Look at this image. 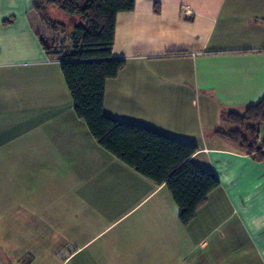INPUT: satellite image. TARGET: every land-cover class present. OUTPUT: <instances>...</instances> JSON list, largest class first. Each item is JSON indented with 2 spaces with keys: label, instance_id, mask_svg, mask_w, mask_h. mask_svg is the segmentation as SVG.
Wrapping results in <instances>:
<instances>
[{
  "label": "crops",
  "instance_id": "1",
  "mask_svg": "<svg viewBox=\"0 0 264 264\" xmlns=\"http://www.w3.org/2000/svg\"><path fill=\"white\" fill-rule=\"evenodd\" d=\"M34 5L0 0V264H264V163L217 134L264 97V0H137L117 16L126 66L105 114L196 145L220 180L188 225L77 116Z\"/></svg>",
  "mask_w": 264,
  "mask_h": 264
},
{
  "label": "trees",
  "instance_id": "2",
  "mask_svg": "<svg viewBox=\"0 0 264 264\" xmlns=\"http://www.w3.org/2000/svg\"><path fill=\"white\" fill-rule=\"evenodd\" d=\"M137 0H35L36 22L51 34L37 30L47 55L61 62V70L73 98L77 116L83 119L98 144L120 161L157 185H165L180 210V220L190 224L211 193L220 186L217 175L199 167L192 158L198 147L143 126L122 122L105 114L107 82L116 79L126 60L112 57L117 16L135 10ZM80 19L72 32V44L62 49L59 37L67 28L49 16V9ZM155 10L159 11L156 4ZM35 21V20H34ZM225 121L237 128L217 134L242 152L264 163V97L243 113L230 112Z\"/></svg>",
  "mask_w": 264,
  "mask_h": 264
},
{
  "label": "rangeland",
  "instance_id": "3",
  "mask_svg": "<svg viewBox=\"0 0 264 264\" xmlns=\"http://www.w3.org/2000/svg\"><path fill=\"white\" fill-rule=\"evenodd\" d=\"M50 15L52 18H54L55 20H60L61 22L65 23L67 25V33L68 35L73 31V26L80 22L79 18H75L74 20H70L71 16H68L67 14H64L63 12H61L60 10H58L57 8H51L50 9ZM37 26L39 27L40 25L37 23ZM39 29H41V32L44 34V36L46 38H50L51 34H48L47 32H45V28L43 27H39ZM59 42H60V47L62 49H69L71 44H72V39H65V36H63L61 34V36L59 37ZM120 107H116V110H118V112H120ZM196 109V107H195ZM119 116V118H122L121 115H117ZM124 120V119H121ZM123 122V121H122Z\"/></svg>",
  "mask_w": 264,
  "mask_h": 264
}]
</instances>
